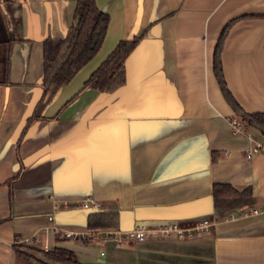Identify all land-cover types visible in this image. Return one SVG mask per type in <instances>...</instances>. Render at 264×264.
<instances>
[{
    "label": "crops",
    "instance_id": "1",
    "mask_svg": "<svg viewBox=\"0 0 264 264\" xmlns=\"http://www.w3.org/2000/svg\"><path fill=\"white\" fill-rule=\"evenodd\" d=\"M7 1L25 40L13 49L11 83L0 84V264H22L14 245L39 257L65 249L78 264H264V134L234 130L240 119L214 71L218 38L239 17L222 48L225 80L245 111L264 112V0H96L110 15L100 50L24 133L43 40L65 36L77 0ZM143 33L125 85L87 88L60 110L121 40ZM255 146L263 150L250 153ZM218 182L250 187L254 201L217 211ZM88 199L116 206L122 231L168 222L182 231L111 242L101 256L97 242L64 235H88Z\"/></svg>",
    "mask_w": 264,
    "mask_h": 264
},
{
    "label": "trees",
    "instance_id": "2",
    "mask_svg": "<svg viewBox=\"0 0 264 264\" xmlns=\"http://www.w3.org/2000/svg\"><path fill=\"white\" fill-rule=\"evenodd\" d=\"M2 12L8 30V39L3 44L4 50L0 61V84L8 85L11 83L14 46L25 39L22 20L14 16L11 2L7 0L2 2ZM77 15H79L78 21H73L63 38H55L48 34L43 40V77L39 85L40 90L34 111L27 119L23 133L35 119L44 118L42 115L43 108L54 100L62 87L68 84L98 53L103 44L110 23V15L98 7L96 0H77L74 19ZM246 16L248 15L241 17ZM238 18L228 22L218 38L214 50V71L225 99L232 106L240 121L247 126L258 128L264 134V112L245 111L228 88L223 72L221 57L223 44L231 25ZM144 35L145 33L133 39L121 40L84 81L81 89L67 100L60 110L73 102L87 88L98 89L109 94L125 85L127 81L126 61ZM14 179L10 180V186ZM213 199L215 209L219 212L254 201L250 187L239 191L231 184L223 182L213 185ZM119 223V209L114 205H102L99 209L90 211L88 214L90 230L118 227ZM13 249L23 264H50L48 261L78 264L75 254L65 249H55L48 252L39 251L46 260L32 256L21 246L14 245Z\"/></svg>",
    "mask_w": 264,
    "mask_h": 264
},
{
    "label": "built area",
    "instance_id": "3",
    "mask_svg": "<svg viewBox=\"0 0 264 264\" xmlns=\"http://www.w3.org/2000/svg\"><path fill=\"white\" fill-rule=\"evenodd\" d=\"M232 125L236 132L243 130L244 125L239 120H233ZM259 150H263L260 146H255L251 149L250 153L257 152ZM101 204L95 203L93 200L88 199L83 203V207L88 209L89 211L97 210L101 207ZM208 221L205 220L201 228L207 226ZM177 231L181 232L182 230L177 226L176 223L168 222L164 226L155 228V227H147L142 225L140 227H136L132 230L122 231L117 227L111 228H101L97 230L88 231V235H74L71 232L64 233L65 238L67 239H81V240H93L98 243V247L100 249V255L104 256L106 254V248L108 243H122L125 240H135L137 242L146 241L151 235H169L171 232Z\"/></svg>",
    "mask_w": 264,
    "mask_h": 264
},
{
    "label": "rangeland",
    "instance_id": "4",
    "mask_svg": "<svg viewBox=\"0 0 264 264\" xmlns=\"http://www.w3.org/2000/svg\"><path fill=\"white\" fill-rule=\"evenodd\" d=\"M1 59H2V55L0 54V61H1ZM25 251H26L27 253L31 254L32 256L36 257V258H39V259H42V260H46L45 257H44V255H43L42 253H41L42 256L39 257V256H36L37 253L35 254V253H33L32 251H29V250H26V249H25ZM39 253H40V252H39ZM37 255H38V254H37ZM22 264H23V263H22Z\"/></svg>",
    "mask_w": 264,
    "mask_h": 264
},
{
    "label": "water",
    "instance_id": "5",
    "mask_svg": "<svg viewBox=\"0 0 264 264\" xmlns=\"http://www.w3.org/2000/svg\"><path fill=\"white\" fill-rule=\"evenodd\" d=\"M79 19V15L76 16V18L74 19V22H77Z\"/></svg>",
    "mask_w": 264,
    "mask_h": 264
}]
</instances>
